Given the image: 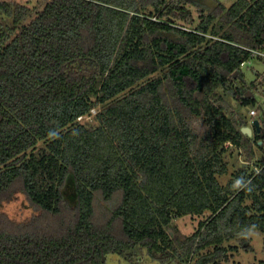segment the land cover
Instances as JSON below:
<instances>
[{"label": "trees", "instance_id": "trees-1", "mask_svg": "<svg viewBox=\"0 0 264 264\" xmlns=\"http://www.w3.org/2000/svg\"><path fill=\"white\" fill-rule=\"evenodd\" d=\"M213 1L196 22L199 0H47L35 14L0 0V205L22 194L33 208L0 209V264H104L136 246L220 264L249 249L264 151L225 183L221 154L230 142L251 161L264 128L243 133L217 89L237 78L254 105L264 77L245 85L239 65L264 49V0ZM193 214L190 234L172 222Z\"/></svg>", "mask_w": 264, "mask_h": 264}, {"label": "rangeland", "instance_id": "rangeland-1", "mask_svg": "<svg viewBox=\"0 0 264 264\" xmlns=\"http://www.w3.org/2000/svg\"><path fill=\"white\" fill-rule=\"evenodd\" d=\"M5 1H15L25 5L30 6L33 11V14L37 13L43 5L47 2V0H5ZM233 0H223L226 4H230ZM200 3L204 4L205 9L202 7L199 11V6H190V10L192 15L195 17L196 22L199 20V15L206 13L215 2L213 0H199ZM204 9V10H203ZM255 70L259 74L264 72V62L257 58L252 59L249 63H246L242 67H240V71L243 74V80L245 85H248L254 80H257ZM264 77V76H262ZM227 81L226 85L220 87L218 93L222 97L224 104L226 105L225 113L232 117L234 114L238 118H242L243 121H247L250 123L249 109L252 107L259 108V113L256 117L259 119L260 124L262 125V113L264 112V81L260 82V85L257 89L251 88L250 91L253 94L255 99L254 105H241L242 96L237 93L235 89L242 86V83L239 79L234 78L231 82ZM235 86V87H234ZM245 92V90H244ZM250 118V119H249ZM192 124L198 131V133L202 134L207 130V125L203 122L201 118L192 117ZM225 152L222 151L221 160L227 163V171L223 174L219 180L221 183H225L233 173H235L240 166H248V173L257 170L258 167V159L262 156L264 151V145L262 150L256 146L254 143L253 151L255 153V157L251 159V161H247V157L242 149H238L235 145L230 142L225 143ZM0 209L5 211L10 217L21 220L28 217L32 212V207L30 204L24 199L22 194H19L16 199L9 203H3L0 205ZM200 219H204L203 215H184V216H176L172 222L175 226L180 230L183 234L192 233L198 224ZM230 244H238L236 241L229 242ZM224 243V245L229 244ZM243 244H246L243 242ZM248 250L244 249L241 244H239L238 250L233 253L232 257H229L228 260H222L220 264H257V262L264 258V229H256L250 232L249 241H248ZM130 255L120 256L116 253H109L106 255V260L104 264H160L159 261L151 259L144 249L139 246L134 247L130 251ZM206 253V251H204ZM200 255L193 256L191 260L186 263L181 264H193L197 260H199ZM201 259V257H200ZM222 259V258H221ZM212 261H208L204 264H212ZM167 264H178L174 261Z\"/></svg>", "mask_w": 264, "mask_h": 264}, {"label": "built area", "instance_id": "built-area-1", "mask_svg": "<svg viewBox=\"0 0 264 264\" xmlns=\"http://www.w3.org/2000/svg\"><path fill=\"white\" fill-rule=\"evenodd\" d=\"M250 51H251L250 58L246 61H242L239 65V68L242 67L243 65H245L246 63H249L252 59H255V58L262 60L264 62V49L257 48V49H251ZM255 73L258 74V72H255ZM261 75L264 76V72ZM258 113H259V108L252 107L249 109V116L252 117L250 119L251 124H252V121L254 120V117H256V115H258ZM262 114L264 115V112Z\"/></svg>", "mask_w": 264, "mask_h": 264}, {"label": "water", "instance_id": "water-1", "mask_svg": "<svg viewBox=\"0 0 264 264\" xmlns=\"http://www.w3.org/2000/svg\"><path fill=\"white\" fill-rule=\"evenodd\" d=\"M252 125L254 126L256 131L260 130L259 122L257 120H253L252 121ZM241 131L243 133L247 134L248 136L249 135L251 136V134H252V129L249 126H246V125L241 126Z\"/></svg>", "mask_w": 264, "mask_h": 264}, {"label": "crops", "instance_id": "crops-1", "mask_svg": "<svg viewBox=\"0 0 264 264\" xmlns=\"http://www.w3.org/2000/svg\"><path fill=\"white\" fill-rule=\"evenodd\" d=\"M255 72H257V70H255ZM249 119H250V118H249ZM254 120H257V121L259 122V127H260V128H264V115H263V114H262V122H263L262 125L260 124V121H259V119H258L257 117H254ZM244 123H245L246 126H249V127L252 129V134H251V136H253L254 132H258V131L255 130L254 126H253L251 123H248L247 121H245ZM249 136H250V135H249ZM251 136H250V137H251ZM259 142L261 143V141H259Z\"/></svg>", "mask_w": 264, "mask_h": 264}, {"label": "clouds", "instance_id": "clouds-1", "mask_svg": "<svg viewBox=\"0 0 264 264\" xmlns=\"http://www.w3.org/2000/svg\"><path fill=\"white\" fill-rule=\"evenodd\" d=\"M236 184L239 186V185L241 184V182L238 180V181L236 182Z\"/></svg>", "mask_w": 264, "mask_h": 264}]
</instances>
